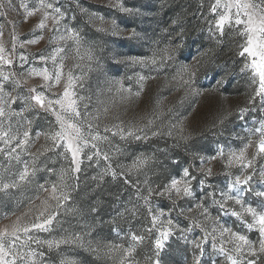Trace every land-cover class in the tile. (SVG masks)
<instances>
[{
  "label": "snow or ice",
  "instance_id": "1",
  "mask_svg": "<svg viewBox=\"0 0 264 264\" xmlns=\"http://www.w3.org/2000/svg\"><path fill=\"white\" fill-rule=\"evenodd\" d=\"M5 7L3 0H0V9ZM20 7L24 10L25 19L39 16L33 32L39 30L41 34L19 42L13 27L10 47H7L3 39V26L0 25V204L7 206L13 193L23 194L25 190L39 191L45 193L46 197L41 200L38 195L22 196L16 199L12 211L0 213V220L8 221L0 223V264H79L74 256H62L56 260L48 255L52 252L59 255L62 248L86 250L96 257H105L111 264H141L136 253L137 247L145 239L144 235L130 231L127 246L111 242L94 244L93 241L86 240L91 231L72 232L63 228V221L58 218L62 215L60 210L66 202L72 200V190L78 187V184H69L68 180L78 181V174L85 160L92 162L95 159V163L99 164L101 158L108 162L107 166L93 179L103 181L105 175H110L115 180L118 175L124 176L123 165H117L121 169L119 173L112 167V156L122 150L119 146L112 145L110 137H118L124 142L148 141L151 137L166 135L176 141L173 147H180L182 144L186 152L195 137L191 132H186L183 126L177 128L176 125H170L164 133L159 128L153 130L149 127L153 124L152 120H148L144 126H136L131 122L125 125L119 117H116L118 123L105 125L101 129L98 121L102 115L107 116L109 108L105 106L90 111L91 97L78 94L83 90L84 77L75 75L74 70H79L81 66L74 63L71 67H66L65 60L68 57L65 48L67 42L71 41L73 47L70 51L75 53L74 59L83 61L86 58L89 64L94 63L101 72V60L105 55L116 71H120V66L160 71L168 62L176 60L179 49L183 47V31L181 29L174 40L169 39L167 44L160 47V41L150 36L146 30L138 31L140 25L136 21L148 15L144 11L147 5L132 6L127 0H109L108 4L102 5L119 13L121 20L114 16L106 18L99 12L90 11L82 6L80 0H67L66 3L65 0H37L31 9L24 3ZM203 7L201 3L199 8ZM4 14L0 12V15ZM78 14L87 18L86 26L104 37H110L112 42L98 44L85 40L81 35L82 29L78 26ZM200 14L207 22L210 36L217 38V43H222L226 36L240 37L243 41L237 45L240 49L238 55L245 61L240 71L251 73L249 79L254 87L248 101L251 107L237 110L238 118L243 122L245 113L255 112L257 98L261 111H264V0H210L207 13ZM179 22V18L173 20L174 25ZM73 23H77V27H72ZM45 30L52 33L49 44L57 45L51 53L30 54L31 62L28 56L16 54L18 44L21 49L38 44L44 39ZM164 31L167 32V29ZM167 34L169 37L172 35L170 32ZM61 42L65 46H60ZM85 44L88 45L86 48L83 47ZM123 45L132 49L149 45L151 54L124 52L120 50ZM82 49L84 55H81ZM37 60L44 66H32ZM49 61L52 62L51 69L47 66ZM26 64L30 66L25 68ZM200 66V61L192 65L180 64L172 80L184 88L186 95L201 96L206 91H211L223 97L221 89L227 85V80L223 77L217 79L210 90L196 86ZM35 77H39L41 83L30 85L29 80ZM150 79L155 77L136 73L139 91L135 93L131 88H124L123 79L111 78L106 82L110 85L109 92L114 88L116 93L121 94V99L127 101L133 96L138 97L144 84ZM57 88L61 90H54ZM14 105L17 107H13ZM231 115V112L225 111L207 131H219ZM34 121L45 123L47 130L36 131L33 136ZM253 123L258 126L246 128V136L237 137L244 141L241 147H229L225 151L224 146L220 145L215 150V155L210 157L194 152L189 157L187 166L181 168L179 178L172 177L167 183L155 188L147 186L144 190L146 195H142L141 190L137 189V198L143 201L150 217L151 227H146L143 231L149 235L154 231L158 232L154 241V258H148L146 264H162L160 254L166 248V242L177 233L193 249L191 264H264V119H253ZM173 129L176 130L175 136ZM41 137L45 144L36 151H31ZM101 144L110 146L109 151L114 148L112 156L109 151L101 150ZM250 149L253 150L251 154ZM24 156L29 159H23ZM52 156L67 162L68 167L60 168L57 172L54 167L48 166L52 163ZM149 159L150 157L142 154L137 156L128 171L143 168ZM258 159L260 167L257 166ZM215 160H219L225 170L222 174L225 177L223 187L209 182L221 175L214 173L212 167L205 166ZM197 161L199 167L196 166ZM233 169L239 174H234ZM42 171L55 175L56 182L37 183L33 188V180ZM254 179L259 185L257 190L253 187ZM154 194L167 197L170 201L171 206L167 212L158 206L153 209L151 198ZM252 199L256 200L255 205ZM185 201L191 203V206L180 207V203ZM213 206L218 213L216 216L209 211ZM92 211L95 212V209ZM174 212L176 219L172 217ZM221 216L236 218L241 230L225 226L221 222ZM181 217L188 222L187 227L182 228L177 223ZM87 227L91 229L90 225ZM195 229L200 230V236L189 240V234ZM253 232L255 238H250Z\"/></svg>",
  "mask_w": 264,
  "mask_h": 264
},
{
  "label": "rangeland",
  "instance_id": "2",
  "mask_svg": "<svg viewBox=\"0 0 264 264\" xmlns=\"http://www.w3.org/2000/svg\"><path fill=\"white\" fill-rule=\"evenodd\" d=\"M183 5L186 3H194L196 16L202 17L201 12L207 13L210 0H179ZM37 0H3L6 5L5 8L0 9V12L5 13L0 15V25L3 26V39L6 42V46L10 47V33L15 27V31L18 36V41L23 42L29 39H33L34 36L40 35V31L33 32L35 24L39 20V16L28 17L25 19L24 10L20 7L22 3L27 4L31 9ZM67 0H65V3ZM109 0H80L83 7L88 8L90 11L99 12L106 18L114 16L117 20H121L119 13L114 12L108 7H102V5L108 4ZM132 6L147 5L144 9L148 13L145 17L136 21L140 25L138 31L146 30L150 36L160 41V47H163L168 43L169 39H175L176 34L181 31V27L189 20V13L182 15L176 13L175 10L167 4L166 0H127ZM203 3L204 7L201 9L199 5ZM11 5V7H7ZM59 6V5H56ZM171 8V9H170ZM179 17V24L174 25L173 20ZM78 26L82 29L81 35L85 40L89 42L111 43L110 37H104L99 33H96L91 27L86 26V17L77 16ZM211 19V17H209ZM166 24H165V22ZM203 26L206 29L205 33L197 31L191 39L190 45L186 44L184 37L183 47L179 49L177 58L173 62H168L165 67L160 71H149L147 69L141 70L139 67L128 68L120 66V71H116L111 67V61L105 55L101 60L103 66V72L96 68L94 63L89 64L85 58L83 61L74 59L75 53L70 51L73 47L72 42H67L65 52L67 59L65 60L66 67H71L74 63L80 64L79 70H74L75 75H81L83 79V90L79 91V95L85 97H91L90 111L95 109H102L107 106L109 112L107 116H101L98 123L103 126H111L118 123L116 117L119 120L124 121L125 125L129 122L136 126H144L148 120H152L153 124L150 125L153 130L159 128L161 132L166 133L170 125H176L177 128L183 126L186 132H191L195 137V140L190 142L191 147L186 152L183 145L180 147H173L176 143L174 138L164 136L151 137L148 141H134L128 140L121 142L118 137H110L112 145L119 146L122 150L121 153H116L112 156V151H109L110 146L101 144L102 151H109V155L112 156V167L119 173L121 171L117 165H123L124 176H117L115 180L110 175H105L103 181L93 179L107 166L106 161L102 158L99 164L95 163V159L92 162L87 160L81 165V172L78 174V181L69 179V184H78L74 190H72V200L65 203L61 208L62 215L58 217L63 221V228L72 232H87L91 231V235L86 237V240H91L95 244L113 243L124 244L127 246L129 241V232H135L137 235H144L145 239L142 244L137 247L136 258L141 264H146L148 258H154V241L158 236V232L154 231L151 235L144 232L146 227H151L149 223L150 217L142 200L137 198V189L141 190L142 195H146L144 191L147 186L156 187L167 183L172 177L179 178L180 170L182 167L187 166L188 161L180 162L176 152L181 150L185 154H188V159L192 153H199L201 156H213L218 146L222 145L225 151L231 148H239L244 142L237 137H245L246 128H253L258 124L253 123V119L259 121L264 119V111H261L259 98L255 103V112L249 111L244 115V121L241 122L238 118L237 110L239 108L251 107L248 103L249 98L254 92V87L251 86L250 72H241L243 67L244 58L238 55L240 51L237 48V69H230L224 67V64L217 65L214 72L208 73L207 68H203L204 61L208 55L207 45L209 41L216 39L210 36L207 30V22L202 18ZM51 25V21H49ZM72 27H77V23H73ZM170 32L171 37L167 32ZM227 29V28H226ZM163 33V36L161 35ZM52 33L45 30L43 32L44 39L38 44L27 45L26 48H19L17 46L16 54H24L29 57L31 62L32 56L30 54L43 52L45 55L51 53L56 44H49V38ZM239 38V44L243 43ZM60 46H65L64 42L60 43ZM85 44L83 47L86 48ZM121 51L131 52L132 54L150 55L151 50L149 45H145L143 48L132 49L128 45L120 47ZM81 55H84L83 49ZM197 61L201 62V66L196 76V86L201 89H212L215 85V81L221 77L227 80V85L223 92V97L219 93H213L206 91L204 95L194 96L191 94L186 95L184 88L180 87L177 81H173L172 77L179 70L180 64H195ZM206 62V61H205ZM29 64L24 65L25 68L29 67ZM37 68L44 66L37 60L35 63ZM47 66L51 69L52 62L49 61ZM20 71V69H17ZM136 73L148 76L152 75L155 79L147 80L144 84L143 91L140 92L138 97L133 96L130 100L124 101L121 99V94L116 93L113 88L112 92L108 91L110 85L106 82L111 78L123 79L124 88H131L132 92L139 91V86L136 81ZM131 77V79H129ZM41 83L39 77L29 80L30 85H38ZM59 91L61 89H54ZM126 95V93L124 94ZM13 107H17L14 105ZM225 111L231 112L232 115L225 122V125L215 132L207 131L211 125L222 115ZM29 119H32L30 114H25ZM243 123V126H241ZM47 130V125L42 121H34L32 126V134L35 135L36 131ZM176 130L173 129V135L175 136ZM203 133V135H200ZM256 139V138H254ZM45 144L43 137L35 143L30 149L36 151ZM87 151V150H86ZM253 150L250 149L251 154ZM144 155L150 157L149 162L140 169H132L128 171L129 166L137 156ZM23 159H29L24 156ZM179 161L178 171H171L168 169V162ZM187 162V163H186ZM177 164V163H176ZM54 167L58 172L60 168L68 167L67 162L62 161L56 156H52V163L48 165ZM196 166L199 167L197 161ZM206 167H212L214 173L221 175L216 176L213 180L209 181L214 185L223 187L225 177L222 175L224 167L219 160L211 161L205 164ZM257 166L260 167L261 163L258 159ZM234 174H239L236 169L232 170ZM199 179V177H198ZM147 180V184L145 181ZM49 183L56 182L55 175H49L46 171H42L37 174L36 178L32 182L34 188L37 183ZM127 181V182H126ZM195 187V182H193ZM254 190L259 188L258 183L254 179ZM99 191V192H98ZM39 196L41 200L45 199L46 194L39 191L25 190L23 194L13 193L12 197L7 201V206L0 204V213L10 212L15 207L16 199L23 197H35ZM39 204V201H36ZM51 203V202H50ZM252 203L255 205L256 200L252 199ZM151 206L155 209L157 206L164 208L167 212L171 206L167 197L156 196L155 194L151 198ZM180 207H190L191 203L185 201L181 202ZM95 209V212L92 211ZM23 210V209H21ZM209 211L213 216L218 215L215 207H210ZM195 211L193 215H195ZM173 219H176V213L172 214ZM221 222L225 226H231L234 230H241L239 221L231 216H221ZM8 221L0 220V223H7ZM180 227H187L188 222L183 217L177 220ZM91 226L89 229L87 226ZM58 234V233H54ZM200 236V230L195 229L189 234V240L195 239ZM250 238H255V232L250 234ZM173 241L184 242L180 239L179 233L173 236L168 242H166V248L161 252L160 259L164 258L165 253L168 251V247ZM191 249V245L189 244ZM206 251L208 246H205ZM193 251V249H192ZM48 255L56 260L62 256H74L79 261V264H111L105 257H96L92 253L86 250L76 248H62L59 255L56 252L48 253ZM226 263V262H225Z\"/></svg>",
  "mask_w": 264,
  "mask_h": 264
},
{
  "label": "trees",
  "instance_id": "3",
  "mask_svg": "<svg viewBox=\"0 0 264 264\" xmlns=\"http://www.w3.org/2000/svg\"><path fill=\"white\" fill-rule=\"evenodd\" d=\"M166 2L175 10L176 13H180L181 16L187 15L189 13V20H187L184 26L181 27L183 31V37H185L187 45H190V41L197 31L205 33L206 29L203 26V22H201L202 17L196 16L194 3H186L183 5V3H181L179 0H166ZM225 31L228 33V29H225ZM161 35L163 36V33ZM238 44L239 38L236 36H232L231 38L226 36L222 43H217V38L212 41L210 40L209 44L207 45L209 57H206V62L204 61L203 68H207L208 70L206 71L211 74L214 72L215 68H217V65L220 64H224V67L230 68L232 70L237 69L238 60L236 53ZM176 153L179 154L177 158L181 163L188 161V154H185L181 150L177 151ZM179 164L180 163L173 164L172 162H168V169L173 172L178 171L177 169ZM189 247V244L186 242L173 241V243L168 247V251L165 253L164 258L162 259V264H191L192 248L190 249Z\"/></svg>",
  "mask_w": 264,
  "mask_h": 264
}]
</instances>
